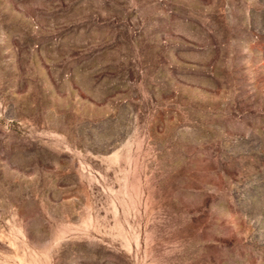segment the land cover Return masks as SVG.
Here are the masks:
<instances>
[{
	"label": "rangeland",
	"instance_id": "rangeland-1",
	"mask_svg": "<svg viewBox=\"0 0 264 264\" xmlns=\"http://www.w3.org/2000/svg\"><path fill=\"white\" fill-rule=\"evenodd\" d=\"M0 264H264V0H0Z\"/></svg>",
	"mask_w": 264,
	"mask_h": 264
}]
</instances>
